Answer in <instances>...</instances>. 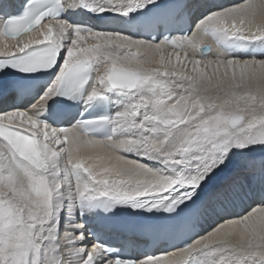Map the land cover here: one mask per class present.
<instances>
[{"label": "snow or ice", "instance_id": "snow-or-ice-1", "mask_svg": "<svg viewBox=\"0 0 264 264\" xmlns=\"http://www.w3.org/2000/svg\"><path fill=\"white\" fill-rule=\"evenodd\" d=\"M0 264H264V0H0Z\"/></svg>", "mask_w": 264, "mask_h": 264}, {"label": "bare ground", "instance_id": "bare-ground-1", "mask_svg": "<svg viewBox=\"0 0 264 264\" xmlns=\"http://www.w3.org/2000/svg\"><path fill=\"white\" fill-rule=\"evenodd\" d=\"M217 3H220V4H231V3H237L239 2V0H216ZM258 2V0H257ZM107 15V14H106ZM72 20L73 22L75 23H93V24H97L98 26H101L100 25V22H98L97 20L95 19H91L89 18L85 13H83V11L81 10L80 13L78 14H74L73 17H72ZM96 22H95V21ZM103 26H107V27H112V28H118L119 25L115 24L114 22L112 23H109V24H105ZM27 126V125H26ZM246 207V206H245Z\"/></svg>", "mask_w": 264, "mask_h": 264}, {"label": "rangeland", "instance_id": "rangeland-1", "mask_svg": "<svg viewBox=\"0 0 264 264\" xmlns=\"http://www.w3.org/2000/svg\"><path fill=\"white\" fill-rule=\"evenodd\" d=\"M83 11V10H82ZM83 13H85L89 18H91V16H92V14H90V13H86V12H84L83 11Z\"/></svg>", "mask_w": 264, "mask_h": 264}]
</instances>
